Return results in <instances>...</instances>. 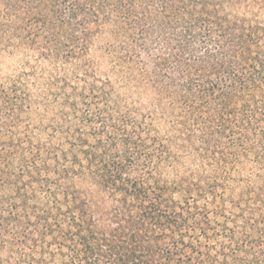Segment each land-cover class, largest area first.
I'll return each mask as SVG.
<instances>
[{"label":"trees","instance_id":"obj_1","mask_svg":"<svg viewBox=\"0 0 264 264\" xmlns=\"http://www.w3.org/2000/svg\"><path fill=\"white\" fill-rule=\"evenodd\" d=\"M0 264H264V0H0Z\"/></svg>","mask_w":264,"mask_h":264}]
</instances>
